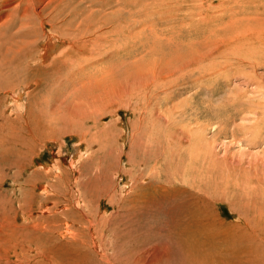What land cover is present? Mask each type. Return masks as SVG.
Returning a JSON list of instances; mask_svg holds the SVG:
<instances>
[{
  "label": "rangeland",
  "instance_id": "374dc122",
  "mask_svg": "<svg viewBox=\"0 0 264 264\" xmlns=\"http://www.w3.org/2000/svg\"><path fill=\"white\" fill-rule=\"evenodd\" d=\"M69 1L67 8L62 9L63 13L69 15L61 11L59 21L63 20L64 23L58 21L59 25L55 24V27L58 29V26L65 25L68 37H80L79 41L89 38L86 40L87 48L101 56L94 64L84 61V68L81 69H77L81 59L73 60L72 56L66 70L71 72L76 68L75 76L80 85L89 84L84 88L85 102L93 110L98 108L99 112L90 113L86 108V119L80 117L83 122L73 120L67 125L56 123L57 128L51 135H43L39 141L35 149L36 159L32 166L25 164L24 174H18V167L13 164L14 156L8 157L9 162H0L1 176L4 177L0 178L1 197L7 194L11 200H8V208L13 210L17 200L27 190L23 186L29 172L40 166L44 171L56 166L58 170L55 172L57 177L60 176L57 178L60 182L53 179L58 190L54 191L52 202L58 203V212H65L67 206L68 213L59 214V219L72 223L82 233V237L87 242L89 239L88 243L93 245L84 249L85 257L92 255L87 256L85 264L96 263L97 260L96 264H134L139 249L152 243V246L161 244L163 249L168 247L169 256L162 255L161 264H197L193 262L195 255L192 258L184 255L187 247L181 238L189 236L182 233L183 227L182 224L178 225V218L168 222L170 217L157 211L160 207L166 210L167 206L174 204L183 208V211L205 206L212 223L219 222L224 226L226 230L222 236L227 240V264H264V14L256 16L254 12L245 13V9L238 6L241 0H129L126 4L129 8L119 0H114L116 5L111 4L113 0H74L79 7L73 6L72 0ZM7 9L0 11V18L4 16L7 19ZM82 11L85 14L80 13ZM84 18H88V21ZM126 19L133 21L128 22ZM134 29H137L136 32ZM46 31L54 35L50 27ZM128 36L129 39L126 38ZM24 37L20 38L21 46ZM50 42L51 39L48 40ZM62 43H56L57 50L52 57L62 55L67 50L64 48L69 47V41L67 46ZM37 48L39 50L40 46ZM127 51H130L129 54ZM20 81H16V84ZM0 84L5 86L9 83L4 81ZM30 86L32 90L36 88L35 85ZM54 93V88L43 86L35 90L34 96L36 101L41 102L44 98L52 99ZM7 96L6 91L0 90V112L9 105L6 102ZM33 105L38 106L35 100ZM57 107L59 103L51 109ZM75 160L79 166L75 165ZM88 180L92 184L86 182ZM15 181L20 187L15 186ZM85 187L87 190H84ZM37 194H40L39 189ZM7 197L3 198L7 200ZM25 198L22 197L23 200ZM40 200L38 195L35 198V210L41 205ZM146 201H149V208L153 210H137L142 212L129 216L127 206L132 208ZM25 202L22 204L25 205ZM72 210L75 212L71 213ZM34 214L42 216L43 213L37 210ZM52 220L57 221L58 218ZM156 234H160V238ZM95 240L101 243L102 251L92 248L95 247ZM179 242L184 250L178 246ZM94 252L96 254H92ZM71 254L68 256L70 260ZM208 263L204 261V264Z\"/></svg>",
  "mask_w": 264,
  "mask_h": 264
},
{
  "label": "bare ground",
  "instance_id": "6f19581e",
  "mask_svg": "<svg viewBox=\"0 0 264 264\" xmlns=\"http://www.w3.org/2000/svg\"><path fill=\"white\" fill-rule=\"evenodd\" d=\"M67 1H68V3L70 2L69 0H0V11H4L6 8H9V9H7L8 12L6 11V13L8 15L7 19H4V16H2V18H0V82H4L5 81V82H8L9 83L8 85H5V86H3V84L2 85L0 84V87H1L0 90L6 91L7 94H8V96L6 98V102L9 104V105H6L7 106L6 109H4V110H2V112H0V162H2V160H4L3 162H5V160L9 162L10 159L8 157H13L14 156L15 162H13V164L18 167V170H19L18 174H20V175L24 174V172H25L24 171V168H25L26 165L27 166H32L33 165V162L35 161L36 156H37V153L35 152V149L38 146V144L40 143L39 141L41 140V138L43 137V135H51V132L53 130H55V128H57L55 126V125H57L56 123H58L60 125L66 123V125H67V124H69V122H72L73 120L74 121H76V120H78V121L81 120L82 121V118H85L86 117V112L84 110L86 108L89 109L90 113L99 112V109L98 108H95L93 110L92 107L87 102H85L86 99H84V95H85L84 93H86V92H85L84 88L88 87L89 84H83L82 86L80 85L79 80L75 76V75H77L76 74V72H77L76 68H74V70H72L71 72H67V70H66V68L69 65V61H70V59H71L72 56H74L73 57V60H74V58L81 59V61H80L81 63L79 64V62H78L79 65L77 66V69L84 68V66L82 65V63L84 61H86V63L91 62V64H94V63L98 62L99 55L101 56V54L95 53L93 49H90L89 50V48H87L88 47V44H87L88 41L86 42V40H88L89 38L86 39V40L83 39L82 41H79L78 39H81L80 37L78 39L75 38L74 36L68 37V29L65 28V25L58 26V29H57V27H55V24L59 25V22H60V24H62V22H63V20L61 22V21H59V19L61 18V11H62V9H65V7L67 5ZM78 1H80V0H78ZM78 1H77V3H78ZM119 1H121L120 3L121 4L123 3L125 5V7H126L127 1H129V0H119ZM71 2H74V0H72ZM113 2H114V0L111 2V4H114ZM115 3H116V1H115ZM11 5H12V8H10ZM75 5L76 4L74 2V5L73 6H75ZM82 5L85 6L84 4H82ZM114 5H116V4H114ZM76 6H78V5H76ZM238 6L242 7L243 9H245L244 10L245 13L246 12H254L255 15L256 14H258V15L264 14V0H243V1L241 0L240 2H238ZM101 7H103V5ZM126 8H129V7H126ZM87 9H88V7H87ZM66 10H64V11H66ZM104 11H105V8H104ZM129 11H131V10H129ZM48 12H50V14L47 15ZM73 12H75V10ZM95 12H96V10H95ZM64 13L62 11V14H64ZM75 13H77V12H75ZM80 13H84L85 14V12H83V11L80 12ZM121 13H123V11ZM128 14L130 15L132 13H128ZM45 15H47V16H45ZM134 15H135V13H134ZM258 15H256V16H258ZM89 16H90V14H89ZM131 16H129V17H131ZM134 17H136V16H134ZM80 19H83V18L81 17ZM84 19H86V21H88V18H84ZM91 19H92V17H91ZM98 20H99V18H98ZM126 20L128 21V19H126ZM89 21L91 22V20H89ZM130 21H133V20H130ZM130 21H128V22H130ZM101 22H99V23H101ZM123 22H125V21L123 20ZM96 23L97 22H94V24H96ZM70 24H72V23H70ZM75 26H77V25H75ZM47 27H50L51 30L54 31V35H53V32L46 31ZM114 27H116V26H114ZM211 27H213V26H211ZM80 30H82V29H80ZM113 30H115V29H113ZM130 30H131V27H130ZM136 30L137 29H134L135 32H136ZM141 31H143V30H141ZM121 32H123V31H121ZM124 32H125V30H124ZM79 33H80V31H79ZM113 33H111V34H113ZM131 33H133V32H131ZM139 33H141L140 30H139ZM56 34L58 36H56ZM142 34H145V33L142 32ZM142 34H140V35H142ZM23 35H25V37H24L25 41L22 42V46H21V39L20 38L23 39ZM143 36H145V35H143ZM107 37H109V36H107ZM102 38H101V41H102ZM126 38L129 39V36L126 37ZM49 39H51V42L50 43H48V40ZM142 40H144V38ZM61 41L63 42L62 45H66L68 43V41H69V43H70V44L68 43L69 44V47H65L64 48V49L67 48V50H65L62 55L53 56L52 57L53 52L55 50H57L56 43H58V42L61 43ZM193 41H194V39H193ZM140 42H142V41L140 40ZM143 42H145V41H143ZM130 43H132V42H130ZM168 43H169V41H168ZM164 44H165V42H164ZM121 45H122V43H121ZM39 46H40V49L38 50L37 47H39ZM93 46H94V44H93ZM96 48H97V46H96ZM170 48H171V46H170ZM4 49H6V50H4ZM60 49H61V47H60ZM145 49L143 51H145ZM118 51H119V49H118ZM133 51H135V49H133ZM129 52H128V54H129ZM140 52H142V51H140ZM116 54H118V53H116ZM122 54H120V55H122ZM207 55H205V56H207ZM123 56L125 57V54ZM103 57H106V56H103ZM121 58H122V56H121ZM201 63H203V62H201ZM86 66L88 67V65H86ZM25 73H29V75L28 74H25ZM81 76H83V75H81ZM20 77L22 79L21 81H20ZM2 79H4V80H2ZM16 81H20V82H18V84H16ZM30 85H32V86L35 85L37 89H41L43 86L44 87H49V89L54 88L55 89V93H54V96L52 95L54 98L53 97H52V99H45L44 98V100L41 101V102L36 101V97L34 96V93H35V90H37V89L35 88L34 90H32V88H31ZM78 85H80L81 87L79 86L77 88ZM126 85H127V83H126ZM166 92H167V90H166ZM43 94H44V92H43ZM10 95L12 96L11 98H10ZM34 100H35V102L37 103L38 106H34L33 105V101ZM0 102H1V97H0ZM58 103H59V107H57L56 109H54V108L51 109L53 106H55ZM94 105H95V103H94ZM94 107H96V106H94ZM108 112H109V110H108ZM84 113H85V116H84ZM76 116H77V118H76ZM80 117H82V118H80ZM134 122L136 123L137 120L134 121ZM118 125H119V123H118ZM141 125H142V122H141ZM103 127H105V126H103ZM108 130H109V128H108ZM121 130H122V128H121ZM45 131L46 132L49 131V132L47 134H45L46 133ZM139 131H140V129H139ZM142 136H146V135H142ZM84 140H85V138H84ZM112 141H110V142H112ZM110 145H112V144H110ZM169 147H171V146L169 145ZM77 149H78V147H77ZM143 151H145V150H143ZM76 152H78V151H76ZM79 153H81V152H79ZM110 153H111V151H110ZM143 153L145 154V152H143ZM38 157H40V156H38ZM76 158L74 157V159H76ZM76 161L77 160H75V162H74L75 165L77 164ZM54 163H53V165H55ZM14 165H12V166H14ZM193 165L196 166V164H193ZM211 165L212 164H210V166ZM77 166H79V165L77 164ZM44 167H46V166H44ZM55 167L53 166V168H51V169L47 168L44 171L41 168V166H40L39 169H33L31 172H29L27 174V178H25V180L23 179L24 180V186L23 187L26 188L27 190L24 191L25 193L23 195H21V197L17 200L16 207L13 208V210H10L8 208V205H7L9 203V201H11V200H9V198L7 197V194L4 195V196H6L8 198L7 200L5 198H3L4 196L1 197L2 192L0 190V192H1L0 193V264H85V259L87 258V256L90 255V254L87 255L88 253H86L87 256L85 257V254H84L86 252V250L84 252V249L91 248L89 246L91 244L88 243L89 242V239H88V242H87V240H85L86 238L85 237H82V233L80 234V231L78 232L77 231L78 229L76 230L75 226L72 223L70 224L69 222H62L59 219V216H60L59 214L65 215V213H68V212H66L67 206H66V208H64L65 209V212H60L61 210L58 212V210H57V209H59L58 203L52 202L53 197H55L53 193H54V191L56 192V190H58V189H56V185L57 184H55L56 182H54L53 179H57L58 177H60V176L57 177V173L55 171H56V169L58 170V168H55ZM52 169H54V170H52ZM112 169H114V168H112ZM194 169H195V167H194ZM1 170L2 169H1V166H0V176H1ZM62 173H66V172H62ZM80 173H82V172L80 171ZM13 174H12V176H13ZM70 174H72V173H70ZM107 174H108V172H107ZM10 175H11V173H10ZM15 175H17V174H15ZM64 176H65V174H64ZM81 177L79 178L80 179L79 182H81V180H82ZM0 178L3 179L4 177L1 176ZM39 178H44L46 180L45 181H41ZM86 178H84V179H86ZM19 179L21 180V178H19ZM66 179H68V178L66 177ZM84 179H83V181H84ZM6 181H7V179H6ZM17 181L19 182V180H17ZM83 181H82V183H83ZM77 182H78V180H77ZM86 182H90V184H92L91 183V180L90 181L88 180ZM127 182L130 184V181H127ZM14 183L16 184V181ZM82 183H81V186H82ZM149 183H150V181H149ZM72 184L74 185V183H72ZM88 184L87 185L85 184V186H88ZM109 184H110V181H109ZM124 184H126V183H124ZM79 185H80V183H79ZM15 186H19V185L16 184ZM63 186H61V187H63ZM24 188L21 191H23ZM20 189L21 188H19L18 190H20ZM37 189L40 190V194H37ZM85 189H86V187L84 188V190ZM11 190H13V189L11 188ZM60 192H61V190L59 191V193ZM71 192H73V191H71ZM150 192H152V191H150ZM10 193H12V192H10ZM13 193H14V191H13ZM15 193H16V189H15ZM68 194H69V192H68ZM38 195H39V197L41 199L40 201H42V203H41V205L39 206V208L37 210L42 211V213H43L42 216H39V215L34 214L35 211H37V210H35L36 209L35 208V205L37 204L35 202V198H37ZM190 195H192V194H190ZM25 196H26V198L24 200H26V202H25V205H23L22 202H24V200L22 199V197H25ZM164 196H165V194H164ZM164 196H163V198H164ZM68 197H71V196L68 195ZM58 198H59V196H57V199ZM74 198H75V196H74ZM76 198H78V197H76ZM172 198H173V196H172ZM82 199H84V198H82ZM161 199H162V197H161ZM53 201H54V199H53ZM71 201L72 200H70V202ZM73 201H74V199H73ZM88 201L89 200H87V203H88ZM149 201H146L145 203L144 202L143 203L142 202H140V203L138 202L139 203L138 205H134L132 208L129 207L130 209L127 206L126 209L128 210V212L130 211V213H128L129 216L131 214H134V213H138V212H142V211L144 212V211H149V210L151 211V210H153L152 208H149V206H151V205L148 204ZM198 201H199V199H198ZM202 201H204V200H202ZM83 202L84 201H82V203ZM78 203H79V201H78ZM59 204H61V203H59ZM65 205H68V204H64V206ZM91 206H92V204H91ZM60 208H62V207H60ZM119 208H123L124 209V207H119ZM86 209H88V207ZM126 209H124V210H126ZM18 210L20 211V214H19V211ZM137 210H142V211H137ZM183 210L184 209L181 208L177 204L171 205L169 207L167 206V209L166 210H165V207L164 208H161L160 207V208L157 209L158 213H161V211H162V213H164V214H166V215H168L170 217V219L168 220V222H173L175 220V218H178V222H177L178 225L179 224H182V227H183V228H181L182 233H186L189 236V237L183 236V238H181L183 240V243L187 247V249H185V250H187V253H185L184 255L185 256H188V257L191 256V258H192L193 255H195V259L193 260V262L194 263L196 262L197 264H204V261L205 262L208 261L209 262L208 264H227V261H225V259L227 258V256H226V254H227V240H225L226 239L225 236L224 237L222 236L223 233H225V230H226L224 228V226L221 223H219V222H218V224H215L214 222L212 223V220L209 217V210L205 206L202 207V208H198L197 210H187V211H183ZM74 212L75 211H73V210L71 211V213H74ZM81 213L82 212H80V214ZM87 214H88V212H87ZM98 215H101V214H98ZM123 215H125V214H123ZM172 215H174L175 217H173ZM95 216H97V214ZM55 217L58 218L57 221H55L56 219L55 220H52ZM180 217H182V218H180ZM62 218H64V217H62ZM107 220H105V222H107ZM75 222H77V221H75ZM85 222H86V220H85ZM122 222H123V220H122ZM81 223H83V222H81ZM99 224L100 223H98V225ZM133 224H136V223H133ZM76 225L79 226V224H76ZM82 226L83 225H81L80 227H82ZM87 226H88V224H87ZM116 226L118 227L119 225L116 224ZM100 227H102V225ZM115 230H114V232H115ZM92 231H94V230H92ZM99 231H100V229H99ZM104 231H106V230H104ZM89 235H90V233H89ZM121 235H123V234H121ZM156 235L159 236V238H160V234L159 235L156 234ZM172 235H174V234H172ZM91 236H94V235H91ZM163 237L161 236V238H163ZM169 237H171V236H169ZM169 237H167V238L169 239ZM93 239H91V240L93 241ZM163 240H165V239H163ZM158 241H156V242L158 243ZM93 243H94V246L95 247H92V248H96L97 250L102 251V248L103 247L100 245L101 243L100 244L97 243L96 240ZM132 244H133V242H132ZM165 244H166V242H165ZM142 245H143V243H142ZM152 245H153V243H152ZM152 245H146L143 248H140L139 249V253H138V256H137L134 264H161V262H163L162 255H166L167 257L169 256L168 255L169 252L166 249L167 246L166 247L164 246L165 249H166L165 250V249H163V247H161L162 246L161 244H160L161 246L160 245L155 246L156 244L154 246H152ZM91 246H93V245H91ZM178 246L181 249H183V245L181 243L178 244ZM170 247H171V245H170ZM180 248L177 247V249H180ZM242 248H244V246ZM241 250L234 251V252H240ZM94 251H96V250H94ZM252 251H251V253H252ZM70 252H72L73 255ZM121 252H123V251H121ZM125 252L127 253V250ZM182 252H184V251H182ZM242 252H244V251L242 250ZM247 252H249V251L247 250ZM69 254L72 255V257H71L72 260L69 259V257H68ZM83 254H84V256H83ZM92 254H96V253L94 252ZM122 254H124V253H122ZM107 255H105V256H107ZM90 256L92 257V255H90ZM123 256L125 257L126 255H123ZM256 256H257V254H256ZM109 257H111V256H109ZM244 257H246V256H244ZM244 257H242V258L245 259ZM115 258H116V256H115ZM115 258H113V259H115ZM243 259H239V260L240 261H243ZM114 261L116 262V260H114ZM247 261H249V263H250V259H248ZM88 263L90 264V262H88ZM96 263H98V260H97ZM96 263H92V264H96ZM99 263H100V261H99ZM106 264H108V262ZM121 264H123V263H121Z\"/></svg>",
  "mask_w": 264,
  "mask_h": 264
}]
</instances>
